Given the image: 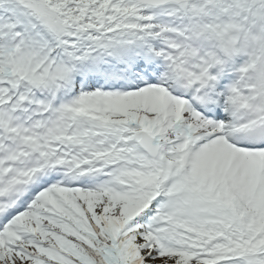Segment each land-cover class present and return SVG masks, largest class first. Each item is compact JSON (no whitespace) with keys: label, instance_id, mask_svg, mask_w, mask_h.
I'll return each instance as SVG.
<instances>
[{"label":"snow or ice","instance_id":"snow-or-ice-1","mask_svg":"<svg viewBox=\"0 0 264 264\" xmlns=\"http://www.w3.org/2000/svg\"><path fill=\"white\" fill-rule=\"evenodd\" d=\"M0 264H264V0H0Z\"/></svg>","mask_w":264,"mask_h":264}]
</instances>
